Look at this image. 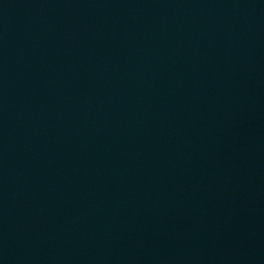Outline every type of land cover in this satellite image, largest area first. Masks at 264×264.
Wrapping results in <instances>:
<instances>
[{"label": "water", "instance_id": "95a60500", "mask_svg": "<svg viewBox=\"0 0 264 264\" xmlns=\"http://www.w3.org/2000/svg\"><path fill=\"white\" fill-rule=\"evenodd\" d=\"M263 237L264 0H0V264Z\"/></svg>", "mask_w": 264, "mask_h": 264}]
</instances>
